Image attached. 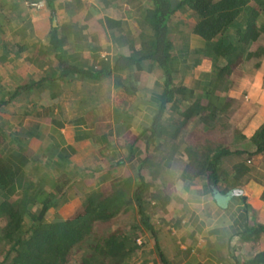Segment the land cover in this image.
I'll return each instance as SVG.
<instances>
[{
    "label": "crops",
    "instance_id": "obj_1",
    "mask_svg": "<svg viewBox=\"0 0 264 264\" xmlns=\"http://www.w3.org/2000/svg\"><path fill=\"white\" fill-rule=\"evenodd\" d=\"M28 1L42 6L30 8ZM135 1L4 0L0 99L9 104L2 117L8 147L3 151L18 169L11 198L17 200L27 182L40 185L58 200L49 219H67L94 192H105L115 178L133 175L148 158L151 164L144 171L156 172L152 189L163 180L169 201L155 211V236H144L147 244L131 262L162 264L159 251L169 264L250 260L264 250V233L255 242L246 236L251 226L264 225L263 157L249 158L255 171L236 185L231 179L215 188L206 178L185 172V145L192 129L207 122L208 105L214 108L215 121L226 125L222 134L232 137L238 130L245 136L240 144L264 122V0L248 1L258 12L252 19L241 13L246 20L239 26L249 25L243 30L247 39L238 41L242 52L228 76L222 70L226 60L211 55L210 41L193 31L191 11H176L171 80L185 87L186 97L167 103L164 119L172 136L152 142L142 132L169 88V76L158 65L145 61L99 78L76 72L58 77L67 65L100 68L102 60H109L114 67L118 56H129L141 33ZM53 43L64 50L63 61ZM54 71L57 78L52 80ZM22 85L27 89L14 95ZM194 105L203 109L187 117V108ZM246 158L229 156L223 169L232 173ZM4 222L0 211V227Z\"/></svg>",
    "mask_w": 264,
    "mask_h": 264
},
{
    "label": "trees",
    "instance_id": "obj_2",
    "mask_svg": "<svg viewBox=\"0 0 264 264\" xmlns=\"http://www.w3.org/2000/svg\"><path fill=\"white\" fill-rule=\"evenodd\" d=\"M248 1L136 0L132 4L140 13L138 23L141 33L139 45L134 47L129 56H118L114 67L109 60H102L100 68L86 69L66 64L58 77H71L76 72L80 76L99 78L110 75L113 69L127 70L138 67L145 61L158 65L169 76V88H166L164 98L150 121L145 123L142 133L144 137L148 136V142L156 138L163 141L172 136L168 120L164 119L167 103L180 101L179 96L186 97L185 87L174 85L171 80L174 77L171 22L176 11L180 7L191 11L194 19L193 31L210 41L208 44L211 55L226 60L222 70L225 72L224 76H228L242 52L238 41L247 39L249 25L239 26V23L246 20H241L244 15L241 13L243 10L248 12L251 19L258 15ZM3 2L4 0H0V10ZM48 2L51 4L52 0ZM233 32L237 38L232 37ZM242 34L244 38L241 37ZM52 38L55 39V35ZM53 44L63 61L64 50H59V46ZM55 78L57 71L52 72L50 79ZM42 82L39 81V84ZM26 89L27 85L19 86L14 95ZM8 104V99H0V197L3 199L0 202V211L5 218L0 227V264H130L135 254L147 244L144 236L147 233L155 236V211L165 207L169 201L163 180L152 189L156 172L144 171L151 161L144 159L133 175L113 179L110 188L105 192H94L81 211L74 216L51 221L48 212L57 205L58 200L50 197L40 185L27 182L18 199L11 198L18 169L12 163L11 157L4 153L8 147L4 144L6 130L2 117ZM202 109L200 105L190 106L185 115L193 116ZM206 109L209 111L207 122L202 127H194L186 141L188 161L185 172L192 177L206 178L215 188L221 182H230L231 179L236 185L250 170L255 171V165L249 166L250 157L251 162L254 156L260 155L264 159V122L250 138L244 140V144H240L245 136L238 130L233 131L232 137L222 134L226 125L215 121L213 106L208 105ZM243 154H247L248 158L238 162L234 166V172L223 169L222 164L227 157ZM61 189L62 186L57 188L60 191ZM262 233L264 225L255 224L246 236L253 240ZM139 239H143L141 243L138 242ZM159 254L162 264H169L163 252L159 251ZM235 264H264V250L253 255L250 260L236 261Z\"/></svg>",
    "mask_w": 264,
    "mask_h": 264
},
{
    "label": "built area",
    "instance_id": "obj_3",
    "mask_svg": "<svg viewBox=\"0 0 264 264\" xmlns=\"http://www.w3.org/2000/svg\"><path fill=\"white\" fill-rule=\"evenodd\" d=\"M26 5L30 8H35V9H40V7L42 6L41 2H33V1L26 2ZM138 242L141 243L140 239Z\"/></svg>",
    "mask_w": 264,
    "mask_h": 264
},
{
    "label": "rangeland",
    "instance_id": "obj_4",
    "mask_svg": "<svg viewBox=\"0 0 264 264\" xmlns=\"http://www.w3.org/2000/svg\"><path fill=\"white\" fill-rule=\"evenodd\" d=\"M132 262H133V261H132ZM132 262H131V264H133Z\"/></svg>",
    "mask_w": 264,
    "mask_h": 264
}]
</instances>
